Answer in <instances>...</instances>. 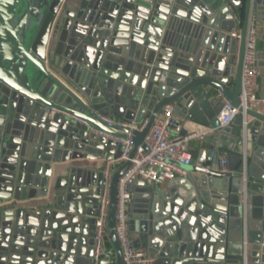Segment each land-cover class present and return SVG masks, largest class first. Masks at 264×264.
Segmentation results:
<instances>
[{
  "label": "water",
  "instance_id": "water-1",
  "mask_svg": "<svg viewBox=\"0 0 264 264\" xmlns=\"http://www.w3.org/2000/svg\"><path fill=\"white\" fill-rule=\"evenodd\" d=\"M251 14L264 39V0H0V264H123L116 184L130 161L111 181L114 259L95 254L104 161L122 151L113 140L131 136V160L167 105L217 127L221 103L208 102L207 87L238 105ZM247 116L214 136L227 153L241 151L245 184L242 170L202 163L164 188L133 183L128 229L152 264H264V113ZM101 118L148 123L138 132ZM227 191L229 221L220 216Z\"/></svg>",
  "mask_w": 264,
  "mask_h": 264
},
{
  "label": "built area",
  "instance_id": "built-area-1",
  "mask_svg": "<svg viewBox=\"0 0 264 264\" xmlns=\"http://www.w3.org/2000/svg\"><path fill=\"white\" fill-rule=\"evenodd\" d=\"M258 23L256 17L251 14L248 20L246 31L244 56L241 71V88L237 98L238 105H232L220 92H216L215 98L220 100L221 109L217 116V127L204 128L199 132H185L184 122L174 114L172 105L163 108L161 117L156 118L145 139L143 145L146 150L138 148L134 156L129 160L133 144L131 136L126 141L110 139V137L99 134L100 137L115 141L122 147L121 155L104 161L102 171V195L98 203V214L94 224L95 254L98 257L101 249L105 248L109 256L114 255L113 249L107 248L110 243L107 229V219L109 210V194L113 173L119 170L125 162L130 161V167L119 178L116 184V207L114 215V230L116 239L122 252L123 264H152L154 256L146 248H135L128 229V217L126 215L127 205L132 199L130 189L135 181H142L146 186L162 185L176 177H185L186 168L192 164V155L190 153V143L192 141H204L207 138L214 137L218 132L235 120L237 116L241 117L243 126L248 123L247 112L264 113V99L256 95V36ZM241 29L233 31L230 36L237 41L236 55L239 54L241 42ZM108 125H116L129 128L131 131L141 132L147 125L148 120L143 119L139 123L125 122L112 118H101ZM208 169L221 174L229 173L228 160L220 155L216 149L209 151ZM238 177L245 184V165L241 164ZM226 218V215H223ZM264 246V238L261 242Z\"/></svg>",
  "mask_w": 264,
  "mask_h": 264
},
{
  "label": "crops",
  "instance_id": "crops-1",
  "mask_svg": "<svg viewBox=\"0 0 264 264\" xmlns=\"http://www.w3.org/2000/svg\"><path fill=\"white\" fill-rule=\"evenodd\" d=\"M239 14L241 15L242 18V9H239ZM241 24V23H240ZM241 27V25L239 26ZM241 29V28H240ZM236 30V29H235ZM233 30V31H235ZM232 31V32H233ZM256 52H257V62H256V71H257V80H256V95L259 98H263L264 99V58H262V56L264 55V39L262 37V26L260 25V27H258V31H257V36H256ZM229 89L233 90L234 89V79L233 81H231L230 85H229ZM207 90L209 91L208 94V102H212L213 99L215 98L216 95V91L214 89H212L211 87H207ZM173 106V105H172ZM175 115H177L178 117H180L182 119V121L184 122V126L183 129L184 131L187 132H199L201 130H203L204 128H206L203 125H198V124H194V122H189L188 120L185 119V117L179 115L178 113H175ZM161 117V114L158 116V118ZM231 128H235L234 126V122L230 124ZM227 144V142L223 143V142H218L214 137L212 138H207L204 141L200 142V141H192L190 143V153L192 155V164L193 166H200L201 163L203 166H208L209 161L207 160V154L208 151H210V149H216L217 152L220 155H223L227 158L228 160V168L230 170H234L235 171V175H236V171L240 170L241 164H238V155L241 151H237L236 153L230 154L227 153L225 150L222 149V146H225ZM241 154V153H240ZM247 154V153H246ZM248 155V154H247ZM100 161H95V162H89V161H71L68 164H89V165H98ZM54 166V165H53ZM54 173H52L53 175ZM53 176L50 178V185H51V180H52ZM167 183V182H166ZM166 184H162L160 185L162 188L165 187ZM134 189V188H133ZM137 189V188H135ZM227 195V199L225 200V204H226V208L227 210L225 212L220 213V216L223 217V215H226V221H229V218L232 214V212H235V208L236 207H232L230 205V196L231 193L227 191L226 193ZM250 197V196H249ZM249 202V203H248ZM248 205H247V221H248V226L250 227V218L249 215H251V198H249V200L247 201ZM231 208V209H230ZM239 210V208H238ZM251 232V230L249 229V233ZM108 245V244H107ZM106 247L112 249L111 244L109 243V245ZM251 252H249L250 254ZM113 259H114V255H113Z\"/></svg>",
  "mask_w": 264,
  "mask_h": 264
},
{
  "label": "trees",
  "instance_id": "trees-1",
  "mask_svg": "<svg viewBox=\"0 0 264 264\" xmlns=\"http://www.w3.org/2000/svg\"><path fill=\"white\" fill-rule=\"evenodd\" d=\"M108 245H109V244H108ZM108 245H107V246H108Z\"/></svg>",
  "mask_w": 264,
  "mask_h": 264
}]
</instances>
